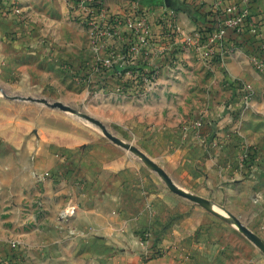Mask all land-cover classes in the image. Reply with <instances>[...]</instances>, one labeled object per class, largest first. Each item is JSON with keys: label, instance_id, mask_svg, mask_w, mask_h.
<instances>
[{"label": "rangeland", "instance_id": "374dc122", "mask_svg": "<svg viewBox=\"0 0 264 264\" xmlns=\"http://www.w3.org/2000/svg\"><path fill=\"white\" fill-rule=\"evenodd\" d=\"M4 1L0 19L20 20L34 43L28 44L27 60L20 62L13 37L16 22L0 31V54L10 51L16 57L0 60L3 263L146 264L147 256L170 254L177 264H253L261 250L232 217L247 228L242 214L255 210L257 204H233L221 190L219 200L213 201L210 195L208 207L203 208L172 193L145 161L110 141L90 120L99 122L123 144L139 149L134 139L137 133L128 123L130 116L114 99L106 103L101 94L122 91L136 95L140 90L131 86L141 87L150 80L128 64L130 59L126 62L121 54L115 55L130 50L124 45L129 31L120 26V40L111 42L100 29L75 18L66 0ZM157 2L162 4L163 0ZM208 2L198 4L204 14ZM9 3L14 4L10 16L1 17ZM120 6L113 0L107 8L113 16L137 9L150 16L149 23L155 12L136 6L114 12ZM197 45H192L193 50H198ZM102 50L109 55L102 56ZM204 51L198 52L193 66L180 70V81L187 86L188 112L181 130L208 97L209 67L216 59L208 60ZM104 59L111 64L106 70ZM123 74L124 80L119 78ZM115 76L129 87H119ZM260 146L255 157L246 152L237 160L245 161L246 156L251 165L264 171V143ZM83 157L98 173L103 165V172L108 171L102 172L104 178L113 176V170L106 168L107 161L120 159L123 168L118 171L122 173L127 167L121 176L129 181L88 182L83 176ZM209 227L216 228L212 236Z\"/></svg>", "mask_w": 264, "mask_h": 264}, {"label": "crops", "instance_id": "0c3cea01", "mask_svg": "<svg viewBox=\"0 0 264 264\" xmlns=\"http://www.w3.org/2000/svg\"><path fill=\"white\" fill-rule=\"evenodd\" d=\"M6 1L11 0L4 2ZM116 1L121 5L119 7L121 9L118 10L117 7L114 12L121 13L128 7L136 6L154 10L155 15L150 22L158 20L157 15L161 7L157 5L159 4L157 0ZM105 2L107 6L111 5L113 0ZM178 2L174 17L177 31L175 41L163 39L160 26L154 24L150 40L138 46L131 54L129 53L130 66L132 65L138 71H154L155 79L151 86L147 91L136 95L122 91L116 95L103 91L102 98L106 103L114 99L115 105L123 109L127 117L130 116L128 123L137 133L134 139L139 144L140 150H138L162 168L177 187L182 190L186 188L189 191L185 190L186 192L205 200L211 195L213 201H218L223 190L233 204L240 205L241 202L245 205L257 204L255 210L246 211L243 214L240 210L238 213L244 217L247 229L264 245V181H262L264 171L251 165L253 162L248 158L244 159L245 161L237 160L246 152L253 156L258 155V148L264 143V68L258 70L250 63L248 53L253 56V38L244 35L237 39L243 44L231 46L223 52L219 61L209 67L208 97L203 99V105L196 112V116L187 122L190 123L204 115L205 123L196 130H181L180 124L185 121L188 112L187 86L186 82L180 81V70L185 69L187 65L193 66L194 59L198 60L199 53L203 52L202 48L193 50L192 45L199 41V26H202L205 14L202 12L203 8L200 9L197 3H195L197 5L194 7L195 11L194 5H189L188 0ZM238 8L240 11H245L249 19H253L264 12V0H254L249 8L240 3ZM13 21L0 19V31ZM18 21H14L16 24H14L13 37L14 43L18 45L16 50L20 52V62H24L29 55L28 44L32 45L34 42L25 24ZM124 41L125 38L121 39L122 43ZM101 53L104 57L109 55L104 50ZM119 54L116 52V57ZM15 58L10 51L0 54V60L13 61ZM119 78L124 80V74ZM115 79L123 90L129 87L125 82L123 85L124 83L117 76ZM240 85L249 91L247 100H244L240 94ZM83 163V176L88 182L129 181L121 176L127 167L122 173L118 171L123 168V162L120 159L107 161L106 168L113 170L111 172L113 176L110 178L101 176L103 165L98 173L96 168L91 167V163L87 164L86 159ZM231 192L234 194H230ZM201 212L204 213V211ZM214 230H216L215 227H209L208 233L212 236ZM0 245H2L1 242ZM246 247L249 246L246 245ZM261 252L255 254L253 264H264V251ZM3 256L5 255L0 248V264H5ZM12 261L15 260L12 259ZM177 263L169 254L163 258L148 261L146 264Z\"/></svg>", "mask_w": 264, "mask_h": 264}, {"label": "built area", "instance_id": "2783aa9c", "mask_svg": "<svg viewBox=\"0 0 264 264\" xmlns=\"http://www.w3.org/2000/svg\"><path fill=\"white\" fill-rule=\"evenodd\" d=\"M71 8L74 11L75 18H77L80 22L92 26L93 28L100 29L105 35L104 38L109 37L111 42L113 40H120L118 32L120 30V26L124 27L127 31L131 32V39L134 44L130 47L128 51V58L130 59L129 52L131 53L137 49L138 46L144 44L146 41L150 40L151 29L149 24V15L146 13H141L139 10L131 13V14H120L111 16L105 7V0H66ZM203 0H195V3L202 4ZM212 4L210 9L216 12V29L211 33L209 37L201 41L200 33H199V41L197 45L198 48L204 49V54L207 56L208 60L210 58H215L216 61H219V57L226 50L230 49L231 44L228 49H225L224 37L229 30H235L240 34V38L244 35H248L253 38V51H252V62L253 66L258 70L264 68V27L258 25L254 22V18L251 20L247 16L245 11H240L238 6L240 3H243L247 8L252 4L254 0H211ZM96 3L98 7L95 9L90 7L89 4ZM163 4V3H162ZM225 4V6H224ZM264 13V12H261ZM176 14V10L174 8H166L163 4V7L160 9V13L157 15L159 20V26L162 33V38L175 41L177 38V31L175 29L174 17ZM96 16L97 20L92 18ZM155 15V12L152 16ZM111 16V17H110ZM248 19V21H247ZM245 23V27L247 30L243 32L242 29L243 24ZM166 30H171L174 32L172 35L170 32L166 33ZM243 43V42H242ZM104 47L108 48V45ZM110 49L113 48L112 45L109 46ZM207 49H205V48ZM112 51V50H110ZM120 53V52H119ZM122 55V53H120ZM119 54V55H120ZM123 56V55H122ZM124 61L127 62V58L122 57ZM110 62L108 59H104L102 61V67L104 70L108 69L110 66ZM97 71H102L97 69ZM96 71V72H97ZM142 74V77L150 78L149 81L144 82V84L139 87V85L131 86L134 90L139 91L140 94L151 86L153 81L154 71H139ZM146 72V73H145ZM149 74V75H148ZM240 94L244 100L249 98V91L244 89L242 85H240ZM264 96V93H263ZM206 118L204 115H201L199 118L192 120L190 123H187L183 130H196L203 126ZM242 148V147H241ZM245 155V154H244ZM246 156H244L245 159ZM243 159V160H244ZM15 247V244L12 245Z\"/></svg>", "mask_w": 264, "mask_h": 264}, {"label": "trees", "instance_id": "16d2710c", "mask_svg": "<svg viewBox=\"0 0 264 264\" xmlns=\"http://www.w3.org/2000/svg\"><path fill=\"white\" fill-rule=\"evenodd\" d=\"M1 3H2V0H0V5H1ZM189 3L191 5L193 4L194 5V6L192 5L193 7H196L197 6L192 0H189ZM211 4H212V1L209 0L205 17L203 18V21L201 23L202 26H199V33H200V37H201L200 39H201V41L204 40V39H206L207 37H209L211 35V33L217 27V23H216V15L217 14H216L215 11H213V10L210 9ZM8 5L9 6H7V7L4 8V10L6 9V12L2 13L1 17L2 16L3 17H9L10 16L9 15L10 7L12 5H14V4L9 3ZM157 5L159 7H163V4H157ZM89 6L95 8V9L98 7V5L96 3H91V4H89ZM224 6H225V4H224ZM105 7H106L107 11L110 13V11H109V9L107 8L106 5H105ZM111 16H112V14H111ZM92 18H94V20H97V18H96L95 15ZM253 20H254V22L256 24L261 25V26L264 27V13H259L257 16L254 17ZM247 21H248V19H247ZM159 23H160L159 20H156L155 22H152L151 21L149 24L152 27L154 24L159 25ZM245 26L246 25L244 23L243 26H242V29H244L243 32H245L247 30V28ZM165 32L166 33L170 32L172 35L174 34V32H172L171 30H166ZM161 33H163V32H161ZM240 34L241 33H237L235 30H229L227 32V34L225 35V37H224V44H223L224 48L225 49H228L231 44H234V45H242L243 43L241 41H238L237 40V39L240 38L239 37ZM126 36H127V38H126L127 41L125 42L124 45L128 44V48H129V47H131L134 44V42L131 39V32L130 31L127 32ZM169 41H171V40H169ZM121 53H122V55H123L124 58H127L128 59V52L126 50H123ZM114 68H115L116 71H119L118 66H116ZM124 70L125 69H122V71H124ZM160 258H163V257H160V256L157 257V255L156 256L155 255H150V256H147L146 258H144V261H145V263H147L148 261L155 260V259H160Z\"/></svg>", "mask_w": 264, "mask_h": 264}, {"label": "water", "instance_id": "95a60500", "mask_svg": "<svg viewBox=\"0 0 264 264\" xmlns=\"http://www.w3.org/2000/svg\"><path fill=\"white\" fill-rule=\"evenodd\" d=\"M178 0H163V4L166 8H174V9H178ZM93 123H95L97 126H99L101 128V130L103 131V134L113 143H115L116 145L123 147L124 149L129 150L130 152H132L133 154L139 156L143 161H145L153 170L154 173H156L159 177H161L166 185L168 186V188L171 190L172 193L183 197L193 203H196L202 207H208V201L200 198L198 196L189 194L187 192H184L182 190H180L170 179V177L167 175V173L160 168L159 166H157L155 163H153L145 154H143L141 151H139L136 148L127 146L125 144H123L120 140H118L117 138L113 137L112 135H110L105 128L103 127V125H101L99 122L97 121H93L92 119H90ZM232 219L235 221L236 225L238 226V228L244 233V235L256 246L258 247L261 251H264V245L261 243V241L253 234L251 233L245 226H243L236 218L232 217Z\"/></svg>", "mask_w": 264, "mask_h": 264}]
</instances>
